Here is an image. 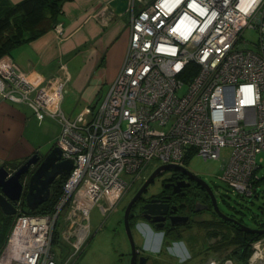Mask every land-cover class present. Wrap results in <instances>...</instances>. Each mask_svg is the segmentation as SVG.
<instances>
[{"label":"built area","instance_id":"1","mask_svg":"<svg viewBox=\"0 0 264 264\" xmlns=\"http://www.w3.org/2000/svg\"><path fill=\"white\" fill-rule=\"evenodd\" d=\"M127 11L130 37L116 76L97 104L73 118L61 109L70 78L65 63L60 75L36 78L0 56L2 97L25 102L38 120L56 118L54 144L61 158L73 159L51 211L26 212L18 202L0 264H73L91 234V210L112 211L152 159H218L228 146L223 182L245 196L259 189L264 0H132ZM54 28L62 32L60 24ZM245 29L257 31V42L242 38ZM252 248L249 264L262 257L264 238Z\"/></svg>","mask_w":264,"mask_h":264},{"label":"crops","instance_id":"2","mask_svg":"<svg viewBox=\"0 0 264 264\" xmlns=\"http://www.w3.org/2000/svg\"><path fill=\"white\" fill-rule=\"evenodd\" d=\"M108 1H64L57 15L61 33L52 27L4 54L29 77L60 75L58 65L65 63L70 78L61 109L65 99L70 100V110L62 111L71 118L85 105H95L100 101L126 52L130 37L129 13H114L107 6ZM46 116L58 123L56 139L61 124L56 118ZM35 121L39 123L41 120L29 105L3 98L0 94V166L14 168L37 153L39 144L31 136V126ZM236 263L239 264L237 259Z\"/></svg>","mask_w":264,"mask_h":264},{"label":"flooded vegetation","instance_id":"3","mask_svg":"<svg viewBox=\"0 0 264 264\" xmlns=\"http://www.w3.org/2000/svg\"><path fill=\"white\" fill-rule=\"evenodd\" d=\"M159 165L150 170L137 184L134 182L140 176L136 178L119 199L120 201L126 195L119 209L120 214L116 227L122 229L128 244L125 250H118L117 259L120 262L127 260L130 264L133 256L134 264H180V261L170 254V248L180 242L190 245L192 241H199L201 238L206 241V245L203 242L205 247L201 249L202 256L207 254H209L208 257L212 256L209 253L211 250L220 252L223 248L225 251L227 231H243L229 218L241 220L232 212H226L223 209L221 198L216 193L214 185L202 174L193 171L185 164H178L181 168L159 169L155 176L144 185L146 179ZM14 168L8 169L13 170ZM205 184L209 186V189ZM138 191L140 192L130 205L127 214L134 243L132 248L126 233L125 211ZM212 194L218 209L214 206ZM18 202L14 201L16 208ZM23 202L22 199L21 203ZM112 211L107 214L109 215ZM219 211L229 218L221 216ZM216 242H218V248H216ZM234 247L235 245L229 246L230 254L227 255L236 262L237 257L231 253Z\"/></svg>","mask_w":264,"mask_h":264},{"label":"rangeland","instance_id":"4","mask_svg":"<svg viewBox=\"0 0 264 264\" xmlns=\"http://www.w3.org/2000/svg\"><path fill=\"white\" fill-rule=\"evenodd\" d=\"M242 38L249 43H255L258 39V33L253 29H245L242 33ZM181 92L182 91H179V93ZM70 108V100L65 99L62 104V109L65 112H68ZM46 117L39 121V123L35 121L31 126V136L35 142L39 144L36 151L39 155H44L54 144V138L58 127L56 120ZM230 152L231 148L227 146L221 149L220 157L218 159L203 158L200 155H192L186 159L185 165L193 171L202 174L211 184L214 185L216 193L221 198L223 209L226 212H232L234 216L241 220L245 225L257 226L258 223L264 221V151H260L256 155V161L260 165L258 174L262 177V180L259 183V189L252 196L241 195L236 191H233L221 179V167L227 163ZM158 164V161L156 162L153 159L150 160L141 171L139 179L134 183L137 184ZM125 199L126 195L119 201L115 209L109 215L103 214L98 206H95L91 210V234L73 264H128L127 260L120 262L116 257V253L119 252L118 250H125V247H127L128 244L125 235H123L122 229L116 227L117 219L120 214L119 209ZM23 210H27L25 202L23 204ZM13 219L14 217L4 218V213L0 211V247L6 239ZM142 234L144 235V233ZM148 234H151V232H148ZM203 242L206 245V241H203L202 238L199 241H192L190 245H185L181 242L175 243L170 248V254L178 259L180 264H207L209 254L206 256H202L201 254V249L205 247ZM217 246H219L218 242H216V248H218ZM54 249H56L55 245ZM253 251L252 248V253ZM209 253L212 255L210 256L212 259L215 258L222 260L226 258L225 256H229L227 254H230V248L227 247L225 251L222 248L220 252H214L211 250ZM260 254L262 257L257 259L258 261L254 264H264V249L261 250ZM247 264H249V262Z\"/></svg>","mask_w":264,"mask_h":264},{"label":"water","instance_id":"5","mask_svg":"<svg viewBox=\"0 0 264 264\" xmlns=\"http://www.w3.org/2000/svg\"><path fill=\"white\" fill-rule=\"evenodd\" d=\"M132 0H109L107 6L116 14H122L128 10ZM73 166L72 158H61V149L53 144L44 155L33 153L25 161L13 170L6 166H0V208L7 215H13L16 211L14 201L24 200L27 210L33 212L51 195L54 183L69 173ZM181 168L178 164H160L146 179L147 184L159 169ZM143 185V186H144ZM209 189V186L205 184ZM142 186V187H143ZM211 191V190H209ZM140 191L131 199L125 211V227L128 239L132 248L134 247L132 234L129 229L127 214L132 202L136 199ZM212 193V192H211ZM214 199V206L218 209ZM220 215L229 218L219 211ZM236 223L243 231L264 234V227H252L245 225L241 221L229 218ZM130 264H134L133 256Z\"/></svg>","mask_w":264,"mask_h":264},{"label":"trees","instance_id":"6","mask_svg":"<svg viewBox=\"0 0 264 264\" xmlns=\"http://www.w3.org/2000/svg\"><path fill=\"white\" fill-rule=\"evenodd\" d=\"M64 1L66 0H20L18 2L0 0V56L9 54L14 47L55 27L57 15L61 12ZM65 176L60 177L55 182L51 189L50 198L33 212L52 210L53 203L61 192ZM25 211L29 212L28 210ZM6 217L11 218L14 215L4 214V218ZM258 226H264V221L258 223ZM231 233L232 237L230 238ZM262 237L264 234L229 230L226 234L225 246L235 245L231 253L237 257L239 264H247L252 253V242Z\"/></svg>","mask_w":264,"mask_h":264}]
</instances>
